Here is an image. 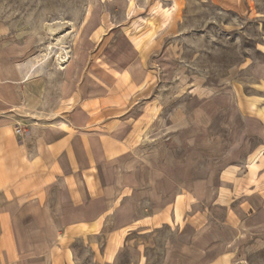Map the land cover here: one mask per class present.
I'll list each match as a JSON object with an SVG mask.
<instances>
[{"label":"rangeland","instance_id":"1","mask_svg":"<svg viewBox=\"0 0 264 264\" xmlns=\"http://www.w3.org/2000/svg\"><path fill=\"white\" fill-rule=\"evenodd\" d=\"M0 46L23 66L24 119L126 94L141 167L189 199L176 224L131 232L109 224L76 239V264H208L222 251L207 252L208 243L232 235L222 226L220 188L231 184L223 179L240 194L257 191L233 208L262 207L264 0H0ZM254 231V249L248 235L243 251L261 264L264 226Z\"/></svg>","mask_w":264,"mask_h":264},{"label":"crops","instance_id":"2","mask_svg":"<svg viewBox=\"0 0 264 264\" xmlns=\"http://www.w3.org/2000/svg\"><path fill=\"white\" fill-rule=\"evenodd\" d=\"M17 59L0 46V264H76L75 240L96 238L109 224L131 232L182 219L188 197L171 196L160 186L166 177L141 167L137 116L126 94L110 90L80 100L53 120L24 119L23 66ZM17 125L23 136L16 135ZM223 182L231 184L220 188L222 226L232 235L208 243L207 252L222 247L208 264H253L242 243L251 235L247 248L254 249V230L264 226L256 220L264 201L261 208L235 209L239 196L256 194L255 186L246 195L235 181Z\"/></svg>","mask_w":264,"mask_h":264},{"label":"built area","instance_id":"3","mask_svg":"<svg viewBox=\"0 0 264 264\" xmlns=\"http://www.w3.org/2000/svg\"><path fill=\"white\" fill-rule=\"evenodd\" d=\"M15 133H16V135H18V136H23V135H24V132H23L22 129L19 127V125L16 126V128H15Z\"/></svg>","mask_w":264,"mask_h":264},{"label":"bare ground","instance_id":"4","mask_svg":"<svg viewBox=\"0 0 264 264\" xmlns=\"http://www.w3.org/2000/svg\"><path fill=\"white\" fill-rule=\"evenodd\" d=\"M52 30V29H51ZM53 32V31H52ZM64 51V50H63ZM64 54V53H63ZM67 55V54H66ZM59 58H61V60H64L65 59V57H59Z\"/></svg>","mask_w":264,"mask_h":264}]
</instances>
